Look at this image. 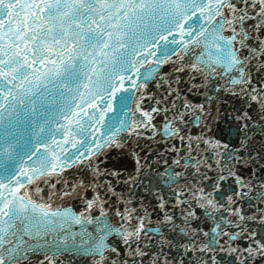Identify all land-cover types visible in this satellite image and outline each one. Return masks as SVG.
Wrapping results in <instances>:
<instances>
[{
  "label": "snow or ice",
  "instance_id": "1",
  "mask_svg": "<svg viewBox=\"0 0 264 264\" xmlns=\"http://www.w3.org/2000/svg\"><path fill=\"white\" fill-rule=\"evenodd\" d=\"M249 19L253 23L245 30ZM253 32L258 46L249 47L246 41ZM240 48H248L249 55L245 57ZM188 53L192 55L186 60ZM255 56L264 57V0H0V264H32L34 256L35 264H63L59 258L67 252L92 256V264H107L105 251L117 252L106 243L113 233L128 249L127 255H145L139 246L132 248L141 235L147 236L144 217L126 207L115 211L123 223L108 221L101 189L120 198L111 180H101L119 175L116 169L101 167L109 158V149L121 148L126 137L143 135L139 129L154 128L153 113L162 109L142 105L145 96L155 99L145 91L150 81L157 80V87L168 82L165 77L170 73L162 71L164 65H170L173 72L188 68L205 84L219 77L228 85L225 91L236 85L248 97L244 106L255 101L264 113V77L258 81V91L245 71V61ZM114 101L119 102L122 116L108 115ZM193 108L205 111L202 104L185 100L183 110L176 109L172 120L165 117L164 134L179 135L180 129L172 121L183 123L185 111ZM236 111L243 137L239 144L246 148L247 125L243 122L251 117L247 111ZM260 118L264 120V116ZM196 139L221 152L227 150L228 159H244L233 157L237 149H229L220 139L203 135ZM132 156L139 175L140 160L135 153ZM173 163L178 165L179 160ZM74 167L83 178L69 184L64 173ZM224 171L235 176L231 169ZM129 181L135 183L131 174L125 184ZM236 182L241 184V178ZM57 183L63 185L58 192L53 191ZM41 184L48 188L47 197L41 195ZM212 187L215 190L219 184ZM73 193L84 205L81 211L53 206V196L72 197ZM200 194L208 197L201 207H218L203 189L190 192L197 203ZM159 200L163 208V198ZM228 201L233 202L231 196ZM94 210L99 216L91 215ZM227 210L244 220L239 208ZM192 215L186 213V225ZM260 221L259 233L244 228L227 234L229 241L247 240L246 248L229 244L220 250L236 253V259L244 253L247 260L264 258V215ZM161 223L171 226L172 216L165 214ZM72 224L81 225L78 233L71 231ZM89 224L96 226L95 234L84 227ZM191 231L195 236L197 230ZM212 231L217 232L216 228ZM180 247L215 251L209 244L198 245L195 239ZM212 260L215 264V256ZM111 264L117 261L113 259Z\"/></svg>",
  "mask_w": 264,
  "mask_h": 264
},
{
  "label": "water",
  "instance_id": "2",
  "mask_svg": "<svg viewBox=\"0 0 264 264\" xmlns=\"http://www.w3.org/2000/svg\"><path fill=\"white\" fill-rule=\"evenodd\" d=\"M238 7L243 5L238 4ZM252 14L250 12V16ZM251 23H253L251 19L245 21V30ZM225 34L230 33L226 30ZM256 35L255 32L250 33V39L246 41L249 47L258 46L257 41L252 38ZM195 51L197 54L200 53V49ZM240 52L245 57L249 55L248 48H240ZM191 55L188 53L185 59L187 60ZM162 71L170 73V76L165 77L168 82L161 83L157 87V80L150 81L145 91L152 93L155 99L145 96L142 105L144 108L151 105L162 109L158 113H153L151 123L154 128L139 129L143 135L126 137V142L121 148H110L109 158L101 165V167L119 171L116 177H101L102 181H112L113 191L120 197L118 200L116 196L104 193L101 189L106 200L108 221L113 225L123 223L115 215V211L122 212L126 207L129 210L135 209L134 215L144 217V231L147 236L141 235L139 244H132V248L139 246L145 255H127L128 249L121 242L120 237L113 233L109 235L106 243L115 246L117 252L105 251L107 264H111L113 259L117 261V264L121 261H127V264H165V262L167 264H181V262L199 264L200 260H203L205 264H213V256H215V264H241L242 260L244 264H264V258L260 256H253L251 260H247L245 259L247 254L244 253L240 259H236V253L220 250L222 247L227 249L229 244L237 248H246L248 245V241L242 237L229 241L228 233H239L244 228L249 231L255 230L257 233L260 231V216L264 215V195H262L264 193V120L260 117L264 116V113L259 112L255 101H250V107H245L244 102L248 101V97L241 93L236 85L225 91L228 85L219 77H213L205 84L199 74L190 72L188 68H184L181 72H173L170 65H164ZM245 71L251 76V86L259 91L258 81L264 77V57L255 56L245 61ZM217 85L221 86L219 90ZM156 100L160 102L157 103ZM185 100L193 105L202 104L205 111L201 112L197 108L185 111L183 123L172 121L173 125L180 129L179 135H165L163 131V126L167 122L165 117L172 120L176 109L183 110ZM132 107L134 108L135 105ZM237 109L247 111L251 117V120L243 122L247 125L244 129L248 137L245 141L246 148H241L239 144L243 137L238 131L240 122L235 119L240 114L236 111ZM108 115H123L118 101L113 102V112ZM197 117L200 118L199 122ZM201 135L205 139L210 137L220 139L228 144L229 149H237L233 157L242 156L244 159L242 161L235 158L228 159L225 154L227 150L221 152L219 149L205 145L202 140L198 142L196 138ZM180 136L184 137L183 141ZM188 137L193 139L189 141ZM132 153H135L140 160L139 175L135 172L136 165ZM173 160H179V164H174ZM225 168L231 169L235 176L228 175L224 171ZM175 173L180 175L175 176ZM129 174L135 177V183L129 181L125 184ZM64 176L69 184L74 179L83 178L75 167L66 169ZM219 176L226 178L220 180ZM237 177L241 178V184H237ZM166 181L172 182L166 183ZM213 183L219 184L215 190L212 187ZM62 187V184L57 183L53 191L58 192ZM41 188L43 189L41 195L47 197V186L41 184ZM198 189H203L204 193H210L211 199L218 207L213 208L207 205L201 207L200 204L205 203L208 197L200 194V203H197L190 195V192ZM90 191L89 189L85 195L87 196ZM237 192L241 195L237 196ZM229 196L232 197V203L228 201ZM160 197L164 201L163 208L160 207ZM178 199L180 203H177ZM125 201L128 203L126 204ZM52 204L54 207L57 204L61 207L71 206L76 212L84 207L75 193L72 197L53 196ZM229 207L233 210L239 208V215L244 217V220H239L234 211H228ZM189 212L194 215L188 218L186 225L185 215ZM165 214L172 216L171 226L161 223ZM91 215L99 216V211L94 210ZM253 216L256 217L255 220L248 219ZM70 227L71 231L78 233L81 225L72 224ZM84 227L95 234V225L89 224ZM181 228L185 231L181 232ZM213 228H216V233H213ZM153 229L158 231L153 232ZM191 229L197 230L195 236ZM214 235L216 242L212 243ZM190 239H195L198 245L209 244L215 251L193 252L190 247L187 249L180 247L187 244ZM79 240L80 236L77 235L76 242L78 243ZM36 258V256L32 258V264H35ZM38 258L42 259V256ZM59 259L63 261V264H92L94 258L67 252ZM22 264H29V262L23 261Z\"/></svg>",
  "mask_w": 264,
  "mask_h": 264
}]
</instances>
